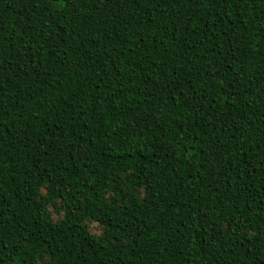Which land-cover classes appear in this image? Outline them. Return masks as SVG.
<instances>
[{"label": "trees", "instance_id": "1", "mask_svg": "<svg viewBox=\"0 0 264 264\" xmlns=\"http://www.w3.org/2000/svg\"><path fill=\"white\" fill-rule=\"evenodd\" d=\"M0 264H264V0H0Z\"/></svg>", "mask_w": 264, "mask_h": 264}, {"label": "rangeland", "instance_id": "2", "mask_svg": "<svg viewBox=\"0 0 264 264\" xmlns=\"http://www.w3.org/2000/svg\"><path fill=\"white\" fill-rule=\"evenodd\" d=\"M94 232H98V230L97 229H95V230H93Z\"/></svg>", "mask_w": 264, "mask_h": 264}]
</instances>
